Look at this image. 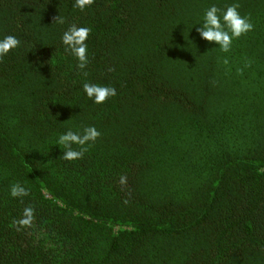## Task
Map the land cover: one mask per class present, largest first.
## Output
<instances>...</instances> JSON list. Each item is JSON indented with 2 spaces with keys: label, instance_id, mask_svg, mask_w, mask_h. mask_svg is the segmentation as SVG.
Segmentation results:
<instances>
[{
  "label": "trees",
  "instance_id": "16d2710c",
  "mask_svg": "<svg viewBox=\"0 0 264 264\" xmlns=\"http://www.w3.org/2000/svg\"><path fill=\"white\" fill-rule=\"evenodd\" d=\"M213 3L254 24L227 53L194 25ZM74 5L0 0V37L21 40L0 61V264H264V0ZM72 24L91 29L85 70ZM84 82L117 95L94 104ZM92 125L64 160L58 136Z\"/></svg>",
  "mask_w": 264,
  "mask_h": 264
},
{
  "label": "clouds",
  "instance_id": "9594fccd",
  "mask_svg": "<svg viewBox=\"0 0 264 264\" xmlns=\"http://www.w3.org/2000/svg\"><path fill=\"white\" fill-rule=\"evenodd\" d=\"M94 3V0H75L74 7L84 12ZM239 3H231L221 8L216 4L209 5L203 12L202 18L195 22L199 27L196 31L199 37L214 47H219L222 52H229L234 40L253 30L254 24L251 19L240 12ZM63 23V19L59 20ZM193 27V26H192ZM91 29L86 26L70 25L62 34L61 42L68 52L77 61L76 67L85 70L89 64L88 39ZM21 46V40L14 34H6L0 37V61L10 52ZM82 90L87 99L94 104L102 105L117 95L115 87L95 82H84ZM101 136V132L94 126H85L82 129L73 130L68 128L57 138V145L63 146V159L75 161L83 158L88 147L94 144ZM76 146V147H74ZM12 198L27 197L29 189L22 183H14L10 187ZM35 209L25 207L22 218L18 221L20 226H31L34 219Z\"/></svg>",
  "mask_w": 264,
  "mask_h": 264
}]
</instances>
